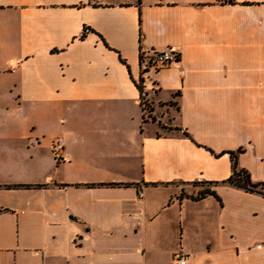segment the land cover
<instances>
[{
	"label": "crops",
	"instance_id": "1",
	"mask_svg": "<svg viewBox=\"0 0 264 264\" xmlns=\"http://www.w3.org/2000/svg\"><path fill=\"white\" fill-rule=\"evenodd\" d=\"M240 149L264 183V0H0V264H264Z\"/></svg>",
	"mask_w": 264,
	"mask_h": 264
},
{
	"label": "trees",
	"instance_id": "2",
	"mask_svg": "<svg viewBox=\"0 0 264 264\" xmlns=\"http://www.w3.org/2000/svg\"><path fill=\"white\" fill-rule=\"evenodd\" d=\"M85 33L82 34L81 37L84 36ZM141 61H142V55H141ZM143 73L144 71H142V76L140 78V81L138 82L137 86L139 88L140 94H141V104L142 107L144 109L145 112V108H144V94L146 95V92L144 91V77H143ZM153 112V109H151ZM153 118V117H152ZM154 119V118H153ZM166 130H172L173 128L171 127H164ZM175 130H182L180 127H176ZM186 134V133H185ZM242 152V149L238 150L237 152H229L231 160L233 162V166H232V174L229 177V179L227 180L228 183L238 186L240 188L245 189L246 191H250V192H260L262 194H264V183H254L251 180L250 174L247 170L243 169V168H239L238 167V163H237V157L238 154ZM208 194H212L216 196L215 191L211 190V189H205L202 192H200L198 195L194 196H188L192 199H199V198H203Z\"/></svg>",
	"mask_w": 264,
	"mask_h": 264
},
{
	"label": "built area",
	"instance_id": "3",
	"mask_svg": "<svg viewBox=\"0 0 264 264\" xmlns=\"http://www.w3.org/2000/svg\"><path fill=\"white\" fill-rule=\"evenodd\" d=\"M180 58L179 53L171 48L160 50V51H151L150 53L142 54V71L144 73L151 68H162L166 67L172 63H175ZM143 73V74H144ZM145 95V94H144ZM57 153L60 152L61 144L57 142L54 145ZM174 264H187V256L183 252H178L174 257Z\"/></svg>",
	"mask_w": 264,
	"mask_h": 264
},
{
	"label": "rangeland",
	"instance_id": "4",
	"mask_svg": "<svg viewBox=\"0 0 264 264\" xmlns=\"http://www.w3.org/2000/svg\"><path fill=\"white\" fill-rule=\"evenodd\" d=\"M144 108H145V119L146 121H150V119L153 117L155 120H156V116L153 114V112H151L154 108L148 98V94L146 93V95H144ZM166 131H160L159 134H165ZM61 144H62V141H61ZM196 186L200 187L199 191L202 192L203 190L207 189L208 185L206 184H201V183H196ZM195 195V193L193 194Z\"/></svg>",
	"mask_w": 264,
	"mask_h": 264
}]
</instances>
